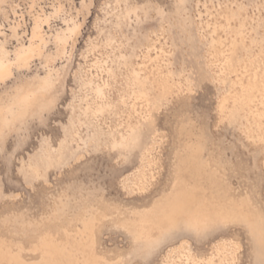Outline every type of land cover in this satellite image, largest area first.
Here are the masks:
<instances>
[{"label":"rangeland","instance_id":"rangeland-1","mask_svg":"<svg viewBox=\"0 0 264 264\" xmlns=\"http://www.w3.org/2000/svg\"><path fill=\"white\" fill-rule=\"evenodd\" d=\"M0 59V264H264V0H0Z\"/></svg>","mask_w":264,"mask_h":264},{"label":"bare ground","instance_id":"bare-ground-1","mask_svg":"<svg viewBox=\"0 0 264 264\" xmlns=\"http://www.w3.org/2000/svg\"><path fill=\"white\" fill-rule=\"evenodd\" d=\"M28 56H29L28 54H24L20 59L27 61ZM10 66L11 65H9V62L5 63L4 60L0 59V79L7 77L11 73ZM34 94H35L34 90H29L26 93H24V95L22 96V100L29 101L34 97ZM179 216H180V212L176 213L174 211H169L168 213L169 220H175ZM40 248L42 249L41 256L44 258H41L36 263H26L24 260H17L15 258H12L11 260L3 262V264H83L78 262L74 254L66 248L65 244L58 241L53 235L47 234L43 236L40 240ZM86 250L87 249H85V251ZM88 254L89 251L87 250L85 252L86 255L85 263L90 261V256Z\"/></svg>","mask_w":264,"mask_h":264}]
</instances>
